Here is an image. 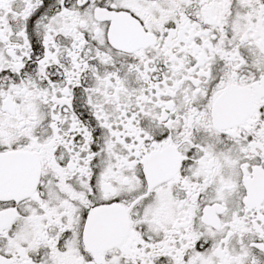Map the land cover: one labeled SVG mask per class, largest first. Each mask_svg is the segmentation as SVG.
Masks as SVG:
<instances>
[{
    "label": "snow or ice",
    "instance_id": "6c2138e0",
    "mask_svg": "<svg viewBox=\"0 0 264 264\" xmlns=\"http://www.w3.org/2000/svg\"><path fill=\"white\" fill-rule=\"evenodd\" d=\"M0 264H264V0H0Z\"/></svg>",
    "mask_w": 264,
    "mask_h": 264
}]
</instances>
